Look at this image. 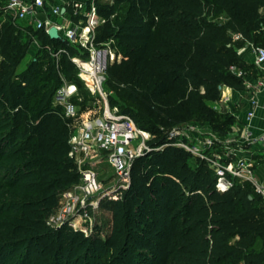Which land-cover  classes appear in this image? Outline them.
<instances>
[{"label":"trees","instance_id":"obj_1","mask_svg":"<svg viewBox=\"0 0 264 264\" xmlns=\"http://www.w3.org/2000/svg\"><path fill=\"white\" fill-rule=\"evenodd\" d=\"M5 3L0 0V264H264V198L248 181L220 191L206 161L189 162L192 153L169 133H157L179 121L214 123L223 87H245L230 71L239 60L232 48L247 40L264 46V35L262 43L254 35L264 28V0H95L104 18L95 44L113 41L122 56L109 63L104 85L128 103L122 113L153 132V149L135 159L130 187L119 198L99 197L110 213L106 238L48 223L62 193L80 181L69 153L82 116H66L55 101L65 82L79 87L72 60L79 46L15 21ZM80 11L66 6L71 20L84 24ZM216 11L225 22L211 18ZM235 33L245 39L234 41ZM35 40L38 55L22 68ZM59 49L66 51L57 58Z\"/></svg>","mask_w":264,"mask_h":264},{"label":"built area","instance_id":"obj_2","mask_svg":"<svg viewBox=\"0 0 264 264\" xmlns=\"http://www.w3.org/2000/svg\"><path fill=\"white\" fill-rule=\"evenodd\" d=\"M83 7H85V3H75L76 13L78 9H81L80 12L86 16L84 24L73 22L64 25L56 23L51 17L64 16L66 6L53 4L49 0H6L2 6L6 13L13 16L15 21L28 23L37 28H45L48 33L52 26H56L60 38L82 46L89 51L87 59H83L77 54L72 56V60L79 69V75L91 85L92 90L102 93L106 107L101 116L87 119L73 130L70 137L71 150L69 155L78 164L80 181L62 193L60 197V201L63 200L62 204L59 202L57 211L48 221L49 224L57 223V226L67 224L82 231H84L82 227L73 224V217L79 213L90 217L89 211L92 206H95L92 196L97 191L103 190L99 172L95 166L91 165L90 158L102 151L107 155L119 177L115 185L100 191L99 197L113 196L119 198L130 187L132 166L135 159L153 149L148 144L149 132L140 128L130 114L112 109L108 103L107 96L103 92L106 70L111 60L120 59L122 56L104 47L106 45L98 46L95 44L96 26L104 22V18L98 13L95 0H92L91 7L87 11ZM40 14H47L48 18L43 19ZM240 39H245L243 34H233L234 41ZM34 44L39 45L38 40H35ZM246 44L252 49L254 63L264 73V46L248 40ZM65 51V49H59L53 54L58 58L59 54ZM83 61H87L90 67H84ZM258 85L264 87V79L259 80ZM77 91L78 87L75 84L65 82L56 92L55 101L63 106L68 117L77 116L80 112L74 100ZM253 116L254 112L252 111L248 117L251 119ZM183 132L185 134L181 128L171 130L169 134L172 143L206 161L216 173V185L220 191H227L236 183L248 181L253 185L255 193L264 198V180H260L256 174L254 153L243 150L234 161L230 158L231 154H236L234 149L228 150L223 156L212 153V149L218 143L216 137L201 136L198 137L197 142L190 143L181 138ZM244 141L247 144L254 142L264 144V131L261 135H254L251 125L248 123ZM165 145L158 147V149H162ZM231 147L233 146L229 144L228 148ZM241 148L243 149V146ZM83 198H86V201H83L85 200Z\"/></svg>","mask_w":264,"mask_h":264},{"label":"rangeland","instance_id":"obj_3","mask_svg":"<svg viewBox=\"0 0 264 264\" xmlns=\"http://www.w3.org/2000/svg\"><path fill=\"white\" fill-rule=\"evenodd\" d=\"M85 7H83L84 9ZM213 20L218 22H225L226 21V15L222 11H216L214 12L213 16L211 17ZM65 20L60 17L58 19V22H64ZM83 22H81L82 24ZM255 35V40L259 43H262V35H264V28L261 29V33L257 31V34ZM25 39V38H23ZM111 50L113 53L116 52V49L113 46V41H108L106 43V46H104ZM82 46H79V55L83 57V59H87L86 54V48ZM244 48H235L237 52V57L239 58L238 61H236L230 71L231 73L237 75L238 77H242L243 79L247 78L249 75L254 76H260L261 73L259 69H257L254 64L250 62V60L245 59L246 52L249 51L248 49L244 54L241 53L242 49ZM36 44H33L32 47H30L29 53L27 57L25 58L22 68H24L28 62L31 61V59L38 53L36 52ZM86 49V50H85ZM111 60V59H110ZM112 61V60H111ZM241 73V75H238ZM80 82L78 83V91L77 96L75 98V101L77 103V107L81 113L82 116V122L93 118L101 116L105 110L106 102L104 100V97L102 93L99 91L94 92L92 90L91 85H89L80 75ZM103 92H105V95L107 96L108 103L112 109H117L120 112H123L124 109L128 107V103L124 101L121 97L118 96V94L115 91H112L108 89L105 85H103ZM89 106H93V108H90ZM214 109L216 110L214 115L215 122L214 123H204L203 120L197 118L194 121L191 122H185V121H179L176 124H166L161 125L162 132H157L159 135H165L167 133H170L171 130L175 128H181L185 131L182 133L181 138L190 143H195L198 141V137L201 136H211L216 137L218 139V143L215 145V147L212 149V153L220 154V155H226V152L229 150H233L235 146H243V150L248 151L252 149L251 144H247L244 141V129L243 127L237 123L236 118L235 120H231L229 118V115H233L234 111L230 110L223 102V99H221L217 104L214 105ZM222 123V124H221ZM139 127H142L141 124H138ZM150 134V137L148 139V144L150 145V140L153 138V132L148 131ZM189 135V136H188ZM231 145L233 147L228 148V145ZM180 147V146H179ZM184 149V148H183ZM186 150V149H185ZM187 151V150H186ZM262 153V152H261ZM234 155L237 156V154H231V159L234 157ZM262 155V154H261ZM233 156V157H232ZM189 162L196 163V155H190ZM234 160V159H232ZM235 161V160H234ZM91 165L95 166L99 172V179L102 182V189H109L113 185H115L118 180V174L116 173V170L114 169L113 165L110 163L109 159L107 158V155L103 153L102 151L99 152L98 155L93 156L90 158ZM97 191V193L93 194V202L95 206H92V208L89 211V216L87 217L85 215L76 214L75 217H73L74 225L77 227H82L86 235H90L92 231H94L98 236L102 238H106L110 228V213L105 207H101L99 204V194L100 191ZM84 197V196H83ZM95 198V199H94ZM86 201V198H83ZM62 199L60 201V204H62ZM51 227L58 229L61 228V226H57V223H50Z\"/></svg>","mask_w":264,"mask_h":264},{"label":"crops","instance_id":"obj_4","mask_svg":"<svg viewBox=\"0 0 264 264\" xmlns=\"http://www.w3.org/2000/svg\"><path fill=\"white\" fill-rule=\"evenodd\" d=\"M53 4H60L63 6H67L72 4L75 7L76 2L86 3L87 0H49ZM76 9V8H75ZM264 13V8L262 9ZM40 17L43 19L48 18L47 14H40ZM62 17L65 21L58 22V19ZM56 23L68 25L73 23L70 16L65 12L64 16H56L51 17ZM248 49V52L246 50ZM246 52L245 59L250 60L254 66L257 65L254 63V54L252 49L247 44L242 49L241 53L244 54ZM261 75L254 76L249 75L244 79L245 87L242 89H237L229 86L223 87V102L230 109L233 110V115L236 118L238 124H240L244 129V135L246 132V128L248 123L251 125V130L254 135H261L264 131V87H260L258 85V81L264 79V73L259 69ZM227 99V100H226ZM254 112V116L249 119L248 115L250 112ZM243 145V144H242ZM240 145L234 147V151L237 154L234 155L232 159L236 160L238 155H240L243 151ZM252 149L245 152H252L255 154L256 158V174L260 180H264V144L254 142L251 144ZM262 152V153H261ZM262 154V155H261Z\"/></svg>","mask_w":264,"mask_h":264},{"label":"water","instance_id":"obj_5","mask_svg":"<svg viewBox=\"0 0 264 264\" xmlns=\"http://www.w3.org/2000/svg\"><path fill=\"white\" fill-rule=\"evenodd\" d=\"M49 34L52 38H60L59 30L56 26H52L49 30Z\"/></svg>","mask_w":264,"mask_h":264},{"label":"bare ground","instance_id":"obj_6","mask_svg":"<svg viewBox=\"0 0 264 264\" xmlns=\"http://www.w3.org/2000/svg\"><path fill=\"white\" fill-rule=\"evenodd\" d=\"M83 65H84V67H90V65H89V63L87 62V61H83ZM85 77H86V75H85ZM87 78V77H86ZM88 79V78H87Z\"/></svg>","mask_w":264,"mask_h":264}]
</instances>
